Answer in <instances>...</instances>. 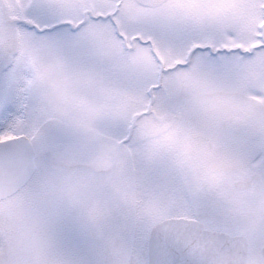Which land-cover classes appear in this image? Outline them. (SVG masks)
Segmentation results:
<instances>
[{
    "label": "snow or ice",
    "instance_id": "1",
    "mask_svg": "<svg viewBox=\"0 0 264 264\" xmlns=\"http://www.w3.org/2000/svg\"><path fill=\"white\" fill-rule=\"evenodd\" d=\"M0 264H264V0H0Z\"/></svg>",
    "mask_w": 264,
    "mask_h": 264
}]
</instances>
